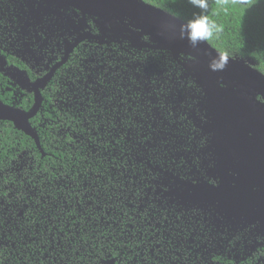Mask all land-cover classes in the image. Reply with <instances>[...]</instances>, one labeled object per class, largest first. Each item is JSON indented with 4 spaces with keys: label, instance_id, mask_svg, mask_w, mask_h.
<instances>
[{
    "label": "flooded vegetation",
    "instance_id": "flooded-vegetation-1",
    "mask_svg": "<svg viewBox=\"0 0 264 264\" xmlns=\"http://www.w3.org/2000/svg\"><path fill=\"white\" fill-rule=\"evenodd\" d=\"M79 2L0 0V101L29 112L38 96L37 137L94 165L79 190L63 186L75 201L47 224L36 200L0 197V264H264V147L242 130L264 135V99L203 81L209 56L192 68L194 56L134 47L125 15L101 20Z\"/></svg>",
    "mask_w": 264,
    "mask_h": 264
},
{
    "label": "trees",
    "instance_id": "trees-1",
    "mask_svg": "<svg viewBox=\"0 0 264 264\" xmlns=\"http://www.w3.org/2000/svg\"><path fill=\"white\" fill-rule=\"evenodd\" d=\"M142 1L185 23L196 15H207L222 27V31L206 42L220 53L227 52L229 56L246 61L264 75V0H208L206 10L194 7L188 0ZM25 109L27 107L24 111ZM10 123L5 122L0 127V197L6 205L13 207L26 205L29 208L30 203L36 200L38 220L47 224V217L56 219L57 213L54 211L64 208L63 199L67 205L75 201L74 196L63 197V186L70 184L75 190H79L84 183H89L88 178L93 175L90 172H93L94 165L87 163L83 167L77 163V157L70 155L60 139H56L54 147H51L48 134L42 136L38 133L39 149L33 139L16 130ZM31 157L36 159L38 166V179L34 183L36 188L33 186V173L29 164ZM68 176L73 178V182L69 181L65 185ZM31 192L34 194L33 198L30 196ZM51 192L56 193L52 195ZM109 197L103 194L98 199L103 211L110 208ZM105 221H109V217H105ZM108 234V231H102V241L110 243Z\"/></svg>",
    "mask_w": 264,
    "mask_h": 264
},
{
    "label": "water",
    "instance_id": "water-1",
    "mask_svg": "<svg viewBox=\"0 0 264 264\" xmlns=\"http://www.w3.org/2000/svg\"><path fill=\"white\" fill-rule=\"evenodd\" d=\"M77 1L81 2L72 3L71 5L77 7L80 4L82 5L83 2L91 9L98 12L99 14L96 16H98L101 20H111V16L115 17L118 15H125L128 18V23H126V25L123 23L121 29L125 28L126 30L128 26L132 27L133 31H131V39H133L134 47H137L136 43L138 42V47L141 48L167 50L173 55L183 53L188 56H194L197 60L196 63L191 64L192 68H197V66L200 65V63L197 65V63L199 62V56L201 58L204 56H209L210 58H212L215 54L219 53L217 52V50L213 49L207 42H203L197 47L193 48L186 39L180 38V27L182 24H186L184 21L164 12L159 8L147 4L142 0H96V3L93 4H90L89 0ZM71 2H76V0H71ZM111 13L113 15H111ZM147 17H151L153 18V20L157 21L158 27H155L152 23H150L151 19H146ZM102 23L113 26L114 24L112 23H115V20L113 19L109 23L103 21ZM116 26L120 28V26ZM143 36H148L151 40V44L141 43L139 40ZM210 60L204 63V66H209ZM242 70H245V73L243 75H239L241 74L240 72ZM209 71L210 77H203V81L213 80L217 82H223L227 86H235V88H237V90L239 91L245 90L247 102L258 95L264 99V75L259 71L251 68L244 62L230 59L229 64L224 71L213 72L210 69ZM250 73L255 74L257 77H259L262 80L263 85L257 80L254 81L250 77ZM245 80H248L253 85L249 84ZM221 94L222 96L225 95L223 93ZM211 105H213L211 107V109L213 110L212 112L217 115H220L221 113L227 112L229 110V107H227V105L226 108L223 107V102L221 100L219 101V99L217 102L212 101ZM39 106L40 99L38 98V96L35 98L34 105L29 112L8 107L0 101V119L11 122L15 129L21 131L26 136L33 139L37 147L40 149L37 134L31 127L29 122V120L38 111ZM242 116H244V118L249 117L247 113ZM248 124L249 123L247 122L246 125ZM246 125L242 130L246 133H252V140L250 141L251 147H264V135L259 132L260 130L256 129L255 124H249L247 127ZM246 129H249L250 131H246ZM224 132H226V134H232L229 131V126L224 130Z\"/></svg>",
    "mask_w": 264,
    "mask_h": 264
},
{
    "label": "clouds",
    "instance_id": "clouds-1",
    "mask_svg": "<svg viewBox=\"0 0 264 264\" xmlns=\"http://www.w3.org/2000/svg\"><path fill=\"white\" fill-rule=\"evenodd\" d=\"M188 2L202 10L208 7V0H188ZM222 27L215 21L209 19L207 15H196L192 20L180 27V38L186 39L195 48L199 44L206 42L219 34ZM230 57L227 52L215 54L209 61V69L213 72L224 71L229 64Z\"/></svg>",
    "mask_w": 264,
    "mask_h": 264
},
{
    "label": "bare ground",
    "instance_id": "bare-ground-1",
    "mask_svg": "<svg viewBox=\"0 0 264 264\" xmlns=\"http://www.w3.org/2000/svg\"><path fill=\"white\" fill-rule=\"evenodd\" d=\"M146 19H151L150 20V23H152L155 27H158V25H157V21H155V20H153V18H151V17H147ZM241 74H239V75H243L244 73H245V70H242L241 72H240ZM250 77L255 81V80H257V81H259L262 85H263V82H262V80L259 78V77H257L255 74H251L250 73ZM246 82H248L249 84H251V85H253L251 82H249L248 80H245ZM256 81V82H257ZM258 84V83H257Z\"/></svg>",
    "mask_w": 264,
    "mask_h": 264
},
{
    "label": "rangeland",
    "instance_id": "rangeland-1",
    "mask_svg": "<svg viewBox=\"0 0 264 264\" xmlns=\"http://www.w3.org/2000/svg\"><path fill=\"white\" fill-rule=\"evenodd\" d=\"M0 172H1V169H0ZM2 182V178L0 177V183ZM1 189V188H0Z\"/></svg>",
    "mask_w": 264,
    "mask_h": 264
}]
</instances>
